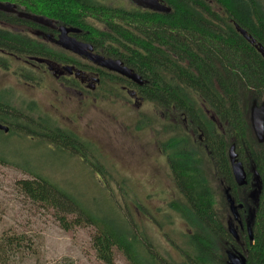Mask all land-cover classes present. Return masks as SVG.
I'll list each match as a JSON object with an SVG mask.
<instances>
[{"label": "trees", "instance_id": "obj_1", "mask_svg": "<svg viewBox=\"0 0 264 264\" xmlns=\"http://www.w3.org/2000/svg\"><path fill=\"white\" fill-rule=\"evenodd\" d=\"M159 2L169 12L112 7L99 0H0L1 6L13 7L0 8V23L51 32L48 27L23 18L24 14L77 32L93 50L120 61L139 78L142 86L136 87V92L142 101L180 117L187 132L181 134L178 126L165 127L164 131L173 134L159 148L166 156L182 202H170L161 222L147 208L135 204L137 211L160 229L170 225L173 213L187 226L177 241L164 234L178 259L138 225L125 202L131 194L124 181L116 183L123 200V207L119 206L94 145L40 116L32 104L13 106L8 92L3 91L0 124L8 132L0 133L26 144L35 141L52 156L83 161L94 170L92 173L105 180L109 197L84 200L36 166L28 172L31 178L16 182V186L33 203L51 212L62 230L91 229V247L102 264H113L115 253L126 264H228V251L241 254L245 264H264V142L257 141L250 121L252 108L264 105V1ZM209 3L219 7L221 14L214 12ZM236 28L243 30L250 41ZM1 54L61 64L73 62L62 50L0 26V68L9 70V62ZM16 71L24 82L32 80L28 68ZM113 81L122 82L117 78ZM231 146L247 170L246 186L238 187L234 182L228 157ZM203 155L208 158V165ZM29 160L24 158V164L29 165ZM7 164L6 156L0 152V167ZM249 170L256 175L259 188L251 239L244 232L239 245L218 213L214 184L229 190L235 203L243 205L239 213L245 221L250 197ZM23 241L26 240L13 236L0 237V264H19V255L30 250L26 242L22 245ZM55 264L74 263L62 259Z\"/></svg>", "mask_w": 264, "mask_h": 264}, {"label": "rangeland", "instance_id": "obj_2", "mask_svg": "<svg viewBox=\"0 0 264 264\" xmlns=\"http://www.w3.org/2000/svg\"><path fill=\"white\" fill-rule=\"evenodd\" d=\"M99 1L112 7L142 10L137 0ZM209 4L214 12L221 14L219 7ZM28 35L35 39L41 38L31 32ZM41 41L46 40L41 38ZM27 62L26 58H11L9 71L0 68V92H8L13 106L32 104L40 116L94 145L100 167L108 173L107 181L119 206L123 207V200L116 183L124 181L131 194V199L127 197L125 202L138 225L143 226L157 244L178 259L177 252L169 247L164 234L177 241L178 234L185 232L187 226L173 213L169 219L170 225L160 229L148 216L137 211L135 204L138 202L147 208L161 222L170 202H182L166 156L159 148V144L173 134L164 131L165 127L171 129L172 126H178L181 134L187 132L180 124V117L154 104L135 101L118 86L96 85L93 76H88V82L85 81L84 87L82 85L83 90L72 89L60 79L66 75H54L45 68L36 70L42 75L38 85L25 84L14 71L18 67H28ZM4 135L0 133V152L6 156L8 164L0 167V237L25 239L26 244L30 245V250L19 255V264H55L62 259H69L74 264H102L91 247V229L62 230L52 213L25 197L18 190L16 182L30 179L28 172L36 166L44 175L66 186L74 194H79L82 199L101 200L109 197L104 189L105 180L97 173H92L94 170L79 159L55 157L42 150L35 141L26 144ZM203 157L205 165H208V158L205 155ZM24 158L30 159L31 163L24 164ZM249 172L251 183L250 197L246 202L247 225L252 222L254 192L258 190L257 177L253 171ZM214 187L218 193V213L223 215V223L227 227L233 222L226 189L218 184H214ZM114 255L113 264H126L119 254Z\"/></svg>", "mask_w": 264, "mask_h": 264}, {"label": "flooded vegetation", "instance_id": "obj_3", "mask_svg": "<svg viewBox=\"0 0 264 264\" xmlns=\"http://www.w3.org/2000/svg\"><path fill=\"white\" fill-rule=\"evenodd\" d=\"M137 1H139L140 4L142 3V0H137ZM142 10L157 12V11L151 10L148 7L143 6V5H142ZM0 25H4V24L0 23ZM4 26H8V25H4ZM44 26H46V25H44ZM8 27H11V26H8ZM46 27H48V29H50L51 32L43 33L40 31H32V30L24 29V28H16V27H11V28L17 29L18 31H16V32H20V33L27 34V35L30 32L37 34L38 37H41V38L46 40L43 43H46L51 48H54L57 50H62L64 52H66L68 55H70L73 62H71L70 64H61V63L54 62V61H51L48 59H40V58L39 59H29V58H26V59H28V62H27L28 67H18V69L28 68L32 72V78H31L32 80L29 82H24L20 78V72L14 71V74L17 76V78L20 81L24 82L25 84L38 85L42 81V75L37 73L36 70L47 68L54 75H63V74L66 75V77L64 76L60 79L64 83V85H66L68 88L83 90L82 85L84 87L85 81L88 82V80H87L88 76H93L94 79H92V80L96 85L102 86V85L107 84L109 86H113V85L115 87L118 86V87H120V89L122 91L126 92V94L128 95L129 98H132L138 102H144L138 97L137 92H136V87L142 86V82L139 80L138 77L137 78H138L139 83L128 78V77H125V76H123V75H121L115 71L109 70L103 66H100V65L92 62L91 60H89L85 56V54L95 55V56L102 58L103 60L118 63V66L120 68L129 70L128 68L124 67L120 61L112 59L100 51L97 52V51L93 50V48L89 44L80 40L78 33L75 31H68L66 29L56 27L53 23L51 26H46ZM41 38L37 39V40L41 41ZM69 42H74V43L78 44L79 46H81L80 49L85 50V52L81 53V54H77V53H74L72 51L66 50L65 45ZM1 57H3L8 62L10 61L11 58H15L16 60H20V58L7 56L4 54H1ZM56 67H60V68L57 69ZM129 71L133 75H135L131 70H129ZM113 78H117L124 83L118 82V81H113ZM86 86L88 87V84H86ZM236 205H238V204H236ZM239 211H241V210H238V219L235 220L232 216V222L234 224V228L236 230L237 237H238V240H235V239L234 240L239 245H241L240 236L242 234H244V232L248 234V229H247V224L241 218Z\"/></svg>", "mask_w": 264, "mask_h": 264}, {"label": "water", "instance_id": "obj_4", "mask_svg": "<svg viewBox=\"0 0 264 264\" xmlns=\"http://www.w3.org/2000/svg\"><path fill=\"white\" fill-rule=\"evenodd\" d=\"M141 5L146 6L149 9L157 11V12H169V9L167 7H165L162 3H160L159 0H142ZM0 8L3 10H13V7H11V6H1L0 5ZM21 16L25 19L31 20L35 23H39L41 25H46V26L52 25L51 21H47V20H44L42 18L33 17V16H29V15H24V14H22ZM236 29H238V28H236ZM238 31L247 40H249V38L247 37L246 33L243 30L238 29ZM251 43L254 44V41H251ZM80 47L81 46H79L78 44H76L74 42H69L65 45L66 50L72 51V52L77 53V54H81V53L85 52V50H81ZM259 51H260V53L263 54L261 49H259ZM85 56L89 60H91L92 62H94L100 66H103L109 70L115 71V72H117V73H119L125 77H128V78L138 82L137 76L133 75L129 70L120 68L118 66V63L103 60L102 58L95 56V55L85 54ZM263 106L264 105H261L260 107H253L251 110V114H250V121H251L252 130H253V133H254V135H255V137L259 143L264 142V115H263L264 108H263ZM0 131L3 133H7L8 128L6 126H3L0 124ZM228 157H229L231 172H232V176H233L235 184L238 187L246 186V184H247L246 172L244 170L243 165L237 160V156L234 153V146H231V148L229 149ZM258 188H259V185H258ZM257 193H258V190H257V192H254L255 205H256ZM226 196H227L226 198H227V202L229 205V210H230L233 218L235 220H237L238 219V210H242L243 205L242 204H238V205L235 204V201L229 195V190H226ZM253 216H254V214H253ZM252 221H253V217H252ZM251 224H252V222H251ZM251 224L247 225V229H248V233L250 235V239H251V233H250ZM227 230H228L229 234L233 237V239L238 240L236 230H235L234 225L232 223L228 224ZM226 255H227L228 264H245L244 257L239 253H236L234 251H228Z\"/></svg>", "mask_w": 264, "mask_h": 264}]
</instances>
